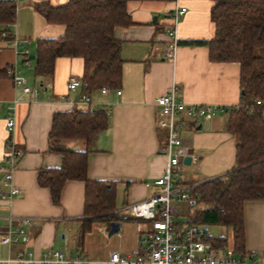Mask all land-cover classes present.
Returning a JSON list of instances; mask_svg holds the SVG:
<instances>
[{"label": "crops", "instance_id": "crops-1", "mask_svg": "<svg viewBox=\"0 0 264 264\" xmlns=\"http://www.w3.org/2000/svg\"><path fill=\"white\" fill-rule=\"evenodd\" d=\"M48 1L61 5L69 0H16L17 16L10 27L14 39L0 37V70L12 67L7 77L0 78V232L17 219L30 217L25 237L18 243L0 242V258L22 254L24 261L11 264H43L48 250L65 253L66 258L84 254L89 264H105L112 250L124 254H141L146 250L149 219L129 215L124 208L160 191L154 181L168 169L169 156L165 152L168 130L159 124L164 117L156 98L176 87L178 99L189 104L215 105L222 108L212 117L188 119L181 130L183 146L192 157L190 164L179 165L175 181L191 189L201 182L223 175L236 165V138L227 129L225 107H236L241 100L240 64L212 61L207 41L215 35L211 9L213 0H130L127 3L133 24L116 27L115 36L121 41L123 59L122 82L110 93L101 89L89 93L95 105L109 107V127L94 137L88 155L89 179L114 182L116 185L115 212L121 217L120 230L109 236L110 222L93 223L81 242V223L85 212V181L68 180L61 191L60 202L54 203L48 187L41 186V168H58L63 156L50 151L49 134L56 112L75 108L87 110L79 102L83 89L69 90L71 75L82 77L84 61L81 57H58L51 79L35 74V59L25 60L21 53L28 49L35 55L36 40L58 38L66 30L64 24L48 23L35 8ZM177 7L187 12L176 24L180 41L175 56H165L170 40L169 28L174 24L169 15ZM36 58V55H35ZM14 72L27 78L38 92H24L13 81ZM121 90L117 94L116 90ZM67 96L63 100L62 96ZM221 114V115H220ZM8 118L14 126L8 129ZM22 153L13 159V177L6 179L11 160L7 143ZM73 149L78 142L70 141ZM12 185L18 192L11 194ZM185 204V203H184ZM200 205V204H199ZM176 221L183 225L193 210L175 201ZM192 210V211H191ZM131 218V219H130ZM245 252L264 261V201H247L244 205ZM179 228V226H178ZM220 228V229H218ZM206 235L225 237L224 247H234L233 229L224 225H200ZM218 231L213 234L211 231ZM66 245L69 250H64ZM53 264H68L55 262Z\"/></svg>", "mask_w": 264, "mask_h": 264}, {"label": "trees", "instance_id": "trees-1", "mask_svg": "<svg viewBox=\"0 0 264 264\" xmlns=\"http://www.w3.org/2000/svg\"><path fill=\"white\" fill-rule=\"evenodd\" d=\"M130 0H69L61 5L48 1L35 8L48 23L64 24L58 38L36 40L35 74L51 79L58 57H81L84 61V92L107 86L116 89L122 82L121 41L115 28L133 24L127 3ZM212 20L215 35L200 41L209 47L212 61L240 64L241 100L228 115L227 129L236 138V165L220 176L208 179L191 190L198 194L199 204L179 230L188 226L224 225L233 229L234 247L245 255L244 205L247 201H264V0H213ZM17 16L16 0H0V37L5 24L13 25ZM7 40L14 39L7 29ZM31 61L30 58L26 59ZM12 67L0 70L7 77ZM260 98L262 104H256ZM224 109H227L225 107ZM109 127V115L103 110L56 112L49 134L50 151L63 156L58 168H41L38 182L48 187L54 203L60 202L64 184L70 179L85 181V212L81 223V242L93 223L121 220L115 212L114 182L89 179L88 155L95 136ZM78 142L73 149L68 142ZM191 210V211H192ZM131 219V218H130ZM216 248L227 244L225 237L204 235Z\"/></svg>", "mask_w": 264, "mask_h": 264}, {"label": "built area", "instance_id": "built-area-1", "mask_svg": "<svg viewBox=\"0 0 264 264\" xmlns=\"http://www.w3.org/2000/svg\"><path fill=\"white\" fill-rule=\"evenodd\" d=\"M187 12L186 7H177L171 11L169 15L173 18L174 24L169 28L170 40L167 44L165 56L167 59L175 56L180 41L177 37L176 24L181 16ZM11 24H5L2 28L1 35L5 36L7 29ZM23 56L28 59L30 52L28 49L21 51ZM14 84L22 87L24 92H38L29 84L26 77L14 72ZM82 77L71 75L69 78V90L77 92L82 89ZM111 88L104 86L101 88L103 94L110 93ZM117 94H121V90H116ZM63 100H67V96H62ZM89 106L91 111L103 110L106 114H110L109 107L95 105L91 101L88 92H82L78 100ZM156 104L164 115L159 120L162 127L167 128V146L165 152L169 156V165L167 171L154 181H145L144 185L158 186L160 191L151 197L142 201L131 203L124 208L129 215L149 219L151 221L150 229L146 237V250L141 254H124L116 250H112L105 264H264L258 256L254 254L245 255L238 254L233 247L216 248L209 241L203 240L204 232L197 226H188L179 230L176 224V208L175 201L185 203L190 208L199 205L198 194L189 189L186 185H179L175 178L179 172L181 161L189 155L188 149L183 146L181 130L185 127L188 119H197L201 117H212L219 113L222 108L215 105L189 104L183 99H178L176 95V87H172L169 91L159 95L156 98ZM256 104L261 105L262 100L258 98ZM223 110V109H222ZM14 126V119L8 118L7 127L11 129ZM7 155L10 157V169L4 166L1 168L6 171V179L12 180L13 159L22 152L15 148L11 142L6 146ZM18 192V188L12 185L10 193ZM8 195L2 193L1 199H6ZM17 227L10 225L4 232H0V242L6 245L18 243L25 237L26 227H28L32 219L30 217H22L15 221ZM43 264H53L55 262H67L68 264H89L88 258L84 254H77L73 257L66 258L65 253L58 250H48ZM24 257L18 254L16 257L7 259L0 258V264H11L12 262H22Z\"/></svg>", "mask_w": 264, "mask_h": 264}, {"label": "water", "instance_id": "water-1", "mask_svg": "<svg viewBox=\"0 0 264 264\" xmlns=\"http://www.w3.org/2000/svg\"><path fill=\"white\" fill-rule=\"evenodd\" d=\"M30 59H35V55H31L30 56ZM229 107H227V110H228ZM192 161V157L190 155H187L185 158H184V163L186 164H190ZM120 227H121V221L117 220V221H112L111 222V228L108 232V235L111 236L115 233H117L119 230H120Z\"/></svg>", "mask_w": 264, "mask_h": 264}, {"label": "rangeland", "instance_id": "rangeland-1", "mask_svg": "<svg viewBox=\"0 0 264 264\" xmlns=\"http://www.w3.org/2000/svg\"><path fill=\"white\" fill-rule=\"evenodd\" d=\"M221 114L224 115L225 112L223 111V113H221ZM221 114H220V115H221ZM182 205H183L185 208H187V207H186V206H187L186 204L182 203ZM110 224H111V223H110ZM218 229H220V228H218ZM211 232H212L213 234H217L218 231H214V230H213V231H211ZM64 250H65V251H68L69 248H68L66 245H64Z\"/></svg>", "mask_w": 264, "mask_h": 264}]
</instances>
